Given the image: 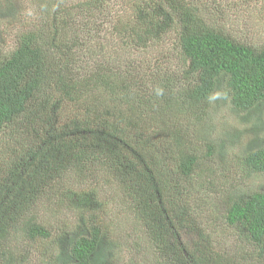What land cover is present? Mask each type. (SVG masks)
<instances>
[{
    "label": "trees",
    "instance_id": "1",
    "mask_svg": "<svg viewBox=\"0 0 264 264\" xmlns=\"http://www.w3.org/2000/svg\"><path fill=\"white\" fill-rule=\"evenodd\" d=\"M51 3L42 1L44 8ZM132 8L115 25L117 37L148 50L172 32L181 61L172 83L159 77L141 88L124 78L123 66L99 60L107 50L82 81L71 75L80 41L66 39L69 10L48 36L27 32L11 51L0 48V264L23 263L16 235L44 244L52 254L46 264H115L118 244L104 219L109 202L98 196L104 180L117 183L112 199L129 203L143 225L154 264H264V190H216L225 221L253 246L233 256L210 249L188 199L193 184L213 185L204 159L225 160L230 151L244 178L264 174V45L211 26L188 0H136ZM16 13L12 0H0V19ZM99 23L87 26L100 44L97 54L105 49ZM207 107L225 108L245 127L225 120L222 136H205L207 124L199 123L211 115ZM52 203L77 218L55 231L36 215ZM184 229L200 235L192 247L180 238Z\"/></svg>",
    "mask_w": 264,
    "mask_h": 264
},
{
    "label": "rangeland",
    "instance_id": "2",
    "mask_svg": "<svg viewBox=\"0 0 264 264\" xmlns=\"http://www.w3.org/2000/svg\"><path fill=\"white\" fill-rule=\"evenodd\" d=\"M12 1L17 10L15 17L0 19L2 42L0 48L5 52L11 51L16 46L23 33L40 32V35L43 36L44 32L48 36L52 27L62 25V20L67 19L65 10H69L72 19L71 24L69 23L70 31L65 34L66 39H69L70 35H75L80 41L79 46L75 47L76 62L72 67L71 75L81 77L80 81L88 76L87 73L95 67V60L105 54L106 50V59L101 56L99 60H105V62L108 60L113 69L123 66L122 69L126 74L124 78L135 80V83L141 85V88L154 87L152 86L153 81L159 77H165L172 83L173 74L180 73L181 61L173 48L174 35L172 32L164 42L154 44V47L150 46L148 50L133 49L131 44L123 43L121 38L117 37L118 30H115V25L118 26L121 20L131 15L132 5L136 0H50L52 2L50 7L46 8L42 4V1L46 0ZM188 1L200 7V12L211 26L223 28L241 42L258 46L264 45V0ZM100 5L102 8H99ZM94 18L100 22V27L97 30L99 42L105 47L104 51L98 54L94 52L96 48H100V44H95V39L91 35L92 33L88 32L89 28L87 27ZM54 20L57 21V24ZM99 95L104 97L106 93L102 92ZM205 112L211 114L199 123L203 128L207 124L205 136H208L207 131L211 132V138L222 136L225 131L223 126L225 120L233 128L234 125L245 127L240 124L237 116L234 117L223 107L217 112L216 109L214 111L212 107H207ZM197 114L205 116L201 112ZM244 124L248 125L245 121ZM198 126L196 125L194 130L191 129L190 134L195 136ZM1 138L2 134L0 133ZM198 142L195 141V144ZM200 153L204 154L205 150ZM225 156V160L217 158L209 161V159H204V165L208 166L204 172L214 171V175H211L213 185L210 189L193 184L188 199L192 209L196 212V218L205 229L204 235L210 241V249L233 256L251 252L253 246L246 243L239 228L228 225L225 221L226 203L216 190H224L225 193L232 192L234 188L232 185H241L245 188L258 187L264 190V174L252 176L250 179L244 178L235 164L233 153L229 151V153H225ZM110 182L112 181L104 180L100 184L98 196L103 202H109V206H106L108 210L104 219L110 235L118 244V250L115 251L117 260L115 264H154V249L151 248L147 240L143 225L138 223L129 203L112 199V194L115 195L119 186L117 183L111 184ZM84 186L88 187V183H82L80 187L89 188ZM112 187L115 189L113 190ZM36 215L41 221L48 220V225L53 226L55 231L59 230L61 226L59 222L62 220L72 222L77 218L63 206L60 211L56 212L53 203L50 204V207L37 208ZM19 236L16 235L14 243L19 251L25 253L22 264H46L47 260L50 261L52 254L48 252L47 255L45 249L42 250L44 244L37 241L30 242L23 236ZM199 236L198 233L184 229L180 238L187 247H192L198 242Z\"/></svg>",
    "mask_w": 264,
    "mask_h": 264
},
{
    "label": "clouds",
    "instance_id": "3",
    "mask_svg": "<svg viewBox=\"0 0 264 264\" xmlns=\"http://www.w3.org/2000/svg\"><path fill=\"white\" fill-rule=\"evenodd\" d=\"M219 96H220V94L219 93H216V94H213L212 96H210L209 99L210 100H216V99L219 98Z\"/></svg>",
    "mask_w": 264,
    "mask_h": 264
}]
</instances>
